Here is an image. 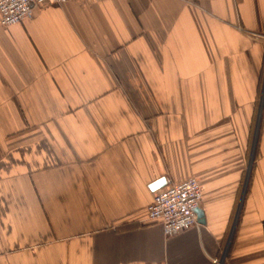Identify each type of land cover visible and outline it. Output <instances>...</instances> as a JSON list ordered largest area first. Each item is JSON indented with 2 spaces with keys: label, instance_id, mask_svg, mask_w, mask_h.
Instances as JSON below:
<instances>
[{
  "label": "crops",
  "instance_id": "obj_1",
  "mask_svg": "<svg viewBox=\"0 0 264 264\" xmlns=\"http://www.w3.org/2000/svg\"><path fill=\"white\" fill-rule=\"evenodd\" d=\"M260 35L264 0H68L0 25V264H264ZM188 176L202 221L166 237L150 184Z\"/></svg>",
  "mask_w": 264,
  "mask_h": 264
},
{
  "label": "built area",
  "instance_id": "obj_2",
  "mask_svg": "<svg viewBox=\"0 0 264 264\" xmlns=\"http://www.w3.org/2000/svg\"><path fill=\"white\" fill-rule=\"evenodd\" d=\"M55 2L62 4L68 0H0V25L19 23L28 19L33 9L41 3ZM261 38L264 40V36ZM198 181L194 176H188L181 182L168 181L154 192L146 206V218L149 222L159 223L166 237L196 224L194 210L198 208L202 194ZM212 260L214 264H226L224 252L219 258L213 257Z\"/></svg>",
  "mask_w": 264,
  "mask_h": 264
},
{
  "label": "water",
  "instance_id": "obj_3",
  "mask_svg": "<svg viewBox=\"0 0 264 264\" xmlns=\"http://www.w3.org/2000/svg\"><path fill=\"white\" fill-rule=\"evenodd\" d=\"M165 179L164 177H161V178H157L156 181H154L153 183L150 184V189L151 190H156V188H161L165 185ZM195 215H196V218L198 219L200 217V212L199 210L196 208L195 210ZM199 221H202L200 219H198Z\"/></svg>",
  "mask_w": 264,
  "mask_h": 264
}]
</instances>
